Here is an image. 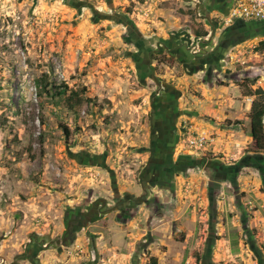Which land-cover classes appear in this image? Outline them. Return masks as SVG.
I'll use <instances>...</instances> for the list:
<instances>
[{
    "label": "rangeland",
    "instance_id": "obj_1",
    "mask_svg": "<svg viewBox=\"0 0 264 264\" xmlns=\"http://www.w3.org/2000/svg\"><path fill=\"white\" fill-rule=\"evenodd\" d=\"M194 1L0 0V264H264V171L242 163L255 155L246 93L264 88V27L193 70L181 58L197 50L199 65L210 49L194 28L212 30ZM153 75L180 93L166 133L156 116L151 129L166 92L157 96ZM47 82L91 101L70 110ZM190 134L206 145L190 149ZM162 135L175 140L173 162L193 161L173 188H149L61 250L44 245L67 212L141 196L150 141Z\"/></svg>",
    "mask_w": 264,
    "mask_h": 264
},
{
    "label": "flooded vegetation",
    "instance_id": "obj_2",
    "mask_svg": "<svg viewBox=\"0 0 264 264\" xmlns=\"http://www.w3.org/2000/svg\"><path fill=\"white\" fill-rule=\"evenodd\" d=\"M230 3V0H210L208 3L199 0L197 3H195V9L198 10V12L195 13V16L197 17L198 21H204L205 24L210 26L212 28L211 32L206 37L208 42L205 46V49H209L207 51V55L204 56L205 58L201 59V63L199 62V65L197 64V58L194 56V52H192L191 60L189 57L181 58L185 65H188V67H192L193 70L199 71L200 68L209 67L211 70V61L213 58L220 59L223 57V52L226 51V48L230 43H233L234 38H237L239 36H242L244 34H252L255 33L257 30L256 28L262 29L264 27V21H244V20H235L229 25H225L222 23H219L217 19L211 18L210 12L212 10H215V8L225 9ZM199 5V7H197ZM210 6L211 9L207 8V13H200V9L206 8ZM225 12V11H224ZM223 13V12H221ZM261 23V24H260ZM257 24H260V26H257ZM220 26H223L224 28L221 31V34L219 35L218 42L214 45L212 44V41L215 39L216 31L219 29ZM198 38V37H197ZM212 44V46H211ZM188 45V44H187ZM159 47H163L165 51H171V48L169 46H166V43H163L159 45ZM186 49H190V46L188 45ZM159 49H152L149 53L150 59L153 58V56H158L160 53H158ZM181 57V56H180ZM179 57V58H180ZM209 65V66H208ZM209 70V71H210ZM210 77L209 81L211 80V72H209ZM208 80V79H207ZM159 85L155 82L157 86V96L160 95L162 91L164 92V103L160 106H156L154 104L153 110L151 112V129L153 131L155 127V116L159 117V125L164 121L168 125V128L163 130L165 133L166 131H169V129H173V120L171 119L172 115H175V112L177 111V99L180 97V93L177 91H167L166 87L163 86L160 80ZM159 104V103H158ZM170 115V116H169ZM167 117V118H166ZM170 119H169V118ZM174 139V138H173ZM175 140H167L165 139V136L162 135L158 138V140H154L153 138L150 141V146L148 148V153L150 154L149 159L146 160L143 163V166L141 168V177L139 178L140 186L142 187V195L141 196H133L131 194H125L124 198L122 199H116L113 202V205H109L105 198H98L97 200L93 201V204L89 206L86 210L83 212H74L70 213L67 212L64 220V232L61 236L55 238L54 240H49L48 242L44 243L45 246H49L51 248H56L57 250H61L62 246L71 245L76 240L77 234L88 227L89 224L99 222L104 217H106L112 210L118 211L121 213V211L126 212L128 206H130L132 201L136 202H142L146 199V195L149 192V188L151 187H159L163 189H170L171 185L170 182L173 181L174 176L177 174H180L184 171H187L190 166H187L185 168H181L179 166L180 160H176V162L172 161V151L174 147ZM147 152V151H145ZM165 154V155H164ZM179 159V158H177ZM193 164V163H192ZM132 205V204H131ZM125 210V211H124ZM124 216H127L128 214H125ZM124 219V217H120V219ZM60 241V244L58 243ZM32 260V259H31ZM35 262V261H34Z\"/></svg>",
    "mask_w": 264,
    "mask_h": 264
},
{
    "label": "trees",
    "instance_id": "obj_3",
    "mask_svg": "<svg viewBox=\"0 0 264 264\" xmlns=\"http://www.w3.org/2000/svg\"><path fill=\"white\" fill-rule=\"evenodd\" d=\"M260 24H257V26H260ZM194 29V33L198 38L206 37L208 35L207 31H199L196 28ZM260 45L264 48V42H260ZM45 89L47 93H54L56 95H59V97H62L65 94L67 95L68 92V87L66 85L64 86V88L57 87L55 84H52L50 82L46 83ZM246 96L254 97L251 103L249 117L250 135L252 137L251 151L255 153V155L252 154L245 156L242 160V163L244 162L247 166L257 167L264 171V88L258 87L255 90H249L246 93ZM64 100L68 108L74 111L80 110L87 101H91L90 98H86L84 95H81L77 90H71L69 94L64 98ZM64 131L67 136H69V130L66 126H64ZM192 163L193 161H190L188 163V166L192 165ZM173 183L174 178L173 181L170 182L171 188H173ZM151 264H158V260L156 257L152 258Z\"/></svg>",
    "mask_w": 264,
    "mask_h": 264
},
{
    "label": "built area",
    "instance_id": "obj_4",
    "mask_svg": "<svg viewBox=\"0 0 264 264\" xmlns=\"http://www.w3.org/2000/svg\"><path fill=\"white\" fill-rule=\"evenodd\" d=\"M197 3L194 1V4ZM218 22L229 25L235 20L264 21V0H230L227 12H219ZM186 143L190 149H202L206 139L202 135L190 134Z\"/></svg>",
    "mask_w": 264,
    "mask_h": 264
},
{
    "label": "crops",
    "instance_id": "obj_5",
    "mask_svg": "<svg viewBox=\"0 0 264 264\" xmlns=\"http://www.w3.org/2000/svg\"><path fill=\"white\" fill-rule=\"evenodd\" d=\"M195 1L198 2L199 0H195ZM201 1H204V2H207V3H208L210 0H201ZM193 4H194V2H193ZM228 7H229V5H228L225 9H222V10H221L220 8L217 7V8H215V11H218V12H224V11H225V12H227ZM208 8L211 9L210 6H209ZM248 108H249V110H250V108H251V103L249 104V107H248Z\"/></svg>",
    "mask_w": 264,
    "mask_h": 264
},
{
    "label": "water",
    "instance_id": "obj_6",
    "mask_svg": "<svg viewBox=\"0 0 264 264\" xmlns=\"http://www.w3.org/2000/svg\"><path fill=\"white\" fill-rule=\"evenodd\" d=\"M197 7H199V5H198ZM152 78H153L154 81L159 85V81H158V79L156 78V76L153 75ZM58 243L60 244V241H58Z\"/></svg>",
    "mask_w": 264,
    "mask_h": 264
}]
</instances>
